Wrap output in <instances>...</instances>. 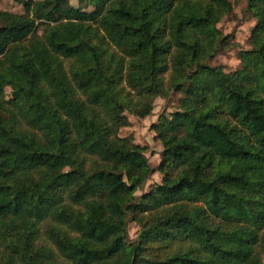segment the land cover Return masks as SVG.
I'll return each instance as SVG.
<instances>
[{
	"label": "trees",
	"instance_id": "1",
	"mask_svg": "<svg viewBox=\"0 0 264 264\" xmlns=\"http://www.w3.org/2000/svg\"><path fill=\"white\" fill-rule=\"evenodd\" d=\"M0 12V264H263L264 0H13ZM10 89L8 96L6 90ZM178 108L122 137L157 99ZM161 183L141 196L155 172ZM139 226L130 242L129 225Z\"/></svg>",
	"mask_w": 264,
	"mask_h": 264
},
{
	"label": "rangeland",
	"instance_id": "2",
	"mask_svg": "<svg viewBox=\"0 0 264 264\" xmlns=\"http://www.w3.org/2000/svg\"><path fill=\"white\" fill-rule=\"evenodd\" d=\"M43 0H35V11L38 14L41 10V3ZM234 5V12L229 17L224 19L219 28L225 36H231V47L225 51L220 52L214 60L210 62L211 66H222L226 72H234L240 69V61L238 55L241 50L250 49L249 40L252 30L256 24L252 14L247 9L245 0H232ZM67 5L73 7H79V0L63 1L59 4L58 12L63 10ZM8 11L15 14H24V7L15 3L13 0H0V12ZM9 96L10 89L6 90ZM179 95H172L169 99H157L155 102V109L153 114L146 119H138L132 115H128L130 125L121 130L122 137H132L135 143L147 148V158L151 166L158 170L160 164V157L162 152V146L160 142L156 140L155 133L152 129L154 123H156L162 114H169L174 112L178 108ZM162 176L157 171L151 177L146 184L143 192L137 193L141 196L144 192H147L152 187L161 183ZM139 232V226L135 223L129 225V239L130 242L136 240ZM264 264V256H263Z\"/></svg>",
	"mask_w": 264,
	"mask_h": 264
}]
</instances>
